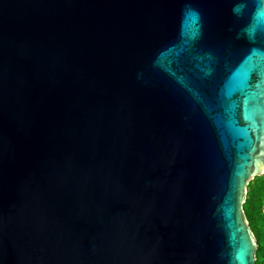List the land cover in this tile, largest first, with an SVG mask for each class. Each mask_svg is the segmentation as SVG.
<instances>
[{
	"label": "water",
	"instance_id": "1",
	"mask_svg": "<svg viewBox=\"0 0 264 264\" xmlns=\"http://www.w3.org/2000/svg\"><path fill=\"white\" fill-rule=\"evenodd\" d=\"M263 175L264 0H0V264H255Z\"/></svg>",
	"mask_w": 264,
	"mask_h": 264
},
{
	"label": "rangeland",
	"instance_id": "2",
	"mask_svg": "<svg viewBox=\"0 0 264 264\" xmlns=\"http://www.w3.org/2000/svg\"><path fill=\"white\" fill-rule=\"evenodd\" d=\"M250 187H247V194L253 190L255 191L258 185L257 181L251 182ZM248 195H246V201ZM252 212H254L255 219L251 222L250 226L252 231L259 241L258 249L256 252L255 264H264V200H259L257 196L252 197ZM259 208L258 212L256 210Z\"/></svg>",
	"mask_w": 264,
	"mask_h": 264
},
{
	"label": "trees",
	"instance_id": "3",
	"mask_svg": "<svg viewBox=\"0 0 264 264\" xmlns=\"http://www.w3.org/2000/svg\"><path fill=\"white\" fill-rule=\"evenodd\" d=\"M254 181L258 182L257 188H256L255 191L251 190L247 194L248 195V199H247V201L244 204V210H243L245 212V215L247 217L249 225L255 219L254 212H252L253 209H252V206H251L252 197L257 196L259 198V200H264V175L259 177V178L254 179L252 182H254ZM250 183L248 184L247 187H250V185H251ZM258 210H259V208L256 210V212H258ZM257 242L259 243L258 240H257Z\"/></svg>",
	"mask_w": 264,
	"mask_h": 264
},
{
	"label": "snow or ice",
	"instance_id": "4",
	"mask_svg": "<svg viewBox=\"0 0 264 264\" xmlns=\"http://www.w3.org/2000/svg\"><path fill=\"white\" fill-rule=\"evenodd\" d=\"M226 94H227L228 96H231V95H232V92H231V91H228ZM247 105H248V98L246 97L245 100H244V106H245V109H247ZM250 143H251V142H250ZM255 151H256V148L253 146V147H252V152L255 153ZM240 258L243 259L242 256H241Z\"/></svg>",
	"mask_w": 264,
	"mask_h": 264
}]
</instances>
